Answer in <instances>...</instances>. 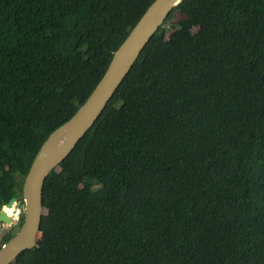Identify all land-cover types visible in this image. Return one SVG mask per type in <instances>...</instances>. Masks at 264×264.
I'll return each instance as SVG.
<instances>
[{
    "label": "trees",
    "instance_id": "16d2710c",
    "mask_svg": "<svg viewBox=\"0 0 264 264\" xmlns=\"http://www.w3.org/2000/svg\"><path fill=\"white\" fill-rule=\"evenodd\" d=\"M152 1L0 0V209ZM42 207L10 264H264V0L174 7Z\"/></svg>",
    "mask_w": 264,
    "mask_h": 264
},
{
    "label": "water",
    "instance_id": "95a60500",
    "mask_svg": "<svg viewBox=\"0 0 264 264\" xmlns=\"http://www.w3.org/2000/svg\"><path fill=\"white\" fill-rule=\"evenodd\" d=\"M182 2L183 0H153L113 52L105 72L86 100L68 120L54 129L43 141L23 180L22 223L16 233L1 244L0 264H10L18 254L37 246L43 214L42 188L46 177L66 158L79 139L93 125L145 44L171 10ZM17 200L13 197L2 206L0 222L11 223L12 220L4 211V206L12 207Z\"/></svg>",
    "mask_w": 264,
    "mask_h": 264
},
{
    "label": "rangeland",
    "instance_id": "374dc122",
    "mask_svg": "<svg viewBox=\"0 0 264 264\" xmlns=\"http://www.w3.org/2000/svg\"><path fill=\"white\" fill-rule=\"evenodd\" d=\"M22 206H23V204H22V202H20V200H19V201H17V203L14 204L12 207H13V208H17V209L22 210ZM22 213H23V211H22ZM13 214H14V215H12V217H10L11 220H12L10 224L0 222V238H1V235H2L3 233L7 232L8 230H14V229L16 228V227H15V226H16L15 223L17 222L18 217H17V215H15V212H14Z\"/></svg>",
    "mask_w": 264,
    "mask_h": 264
},
{
    "label": "flooded vegetation",
    "instance_id": "af4514ba",
    "mask_svg": "<svg viewBox=\"0 0 264 264\" xmlns=\"http://www.w3.org/2000/svg\"><path fill=\"white\" fill-rule=\"evenodd\" d=\"M17 201H19V200H17ZM21 214H22V210H20V209H15V215H17V217H18V220H17V222L15 223V227H17V225H18V222H19V219H20V216H21ZM19 228V227H18ZM18 228L15 230V232H14V234L16 233V231L18 230ZM11 230H8L7 232H5V233H3L2 235H1V238H0V244H2V243H4V242H2V239H3V237L8 233V232H10ZM2 242V243H1Z\"/></svg>",
    "mask_w": 264,
    "mask_h": 264
},
{
    "label": "bare ground",
    "instance_id": "6f19581e",
    "mask_svg": "<svg viewBox=\"0 0 264 264\" xmlns=\"http://www.w3.org/2000/svg\"><path fill=\"white\" fill-rule=\"evenodd\" d=\"M14 208L13 207H6L4 206V211L6 212V214L10 217H12V215H14Z\"/></svg>",
    "mask_w": 264,
    "mask_h": 264
},
{
    "label": "built area",
    "instance_id": "2783aa9c",
    "mask_svg": "<svg viewBox=\"0 0 264 264\" xmlns=\"http://www.w3.org/2000/svg\"><path fill=\"white\" fill-rule=\"evenodd\" d=\"M22 211H23V206H22Z\"/></svg>",
    "mask_w": 264,
    "mask_h": 264
}]
</instances>
